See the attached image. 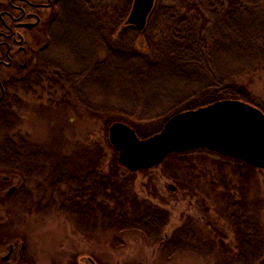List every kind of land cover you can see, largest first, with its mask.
I'll return each instance as SVG.
<instances>
[{
    "label": "trees",
    "instance_id": "16d2710c",
    "mask_svg": "<svg viewBox=\"0 0 264 264\" xmlns=\"http://www.w3.org/2000/svg\"><path fill=\"white\" fill-rule=\"evenodd\" d=\"M164 1L154 0L144 28L137 30L126 24L132 0H60L55 15L36 29L40 45L32 51L29 68L14 78L12 85L23 94L51 92L46 95L53 99L56 95L61 109L73 100L91 118L104 119L107 126L126 124L139 139L159 132L177 113L221 100L241 101L264 114V106L254 104L238 84L246 76L264 74V0H198L202 8L184 0L179 5ZM115 33L119 48L112 43ZM138 40L142 49L135 48ZM1 104H6L5 100ZM12 104H18L17 99L13 98ZM5 118L6 111H0L1 128H8ZM150 123L160 128L149 134L140 131V124ZM106 135L108 140V132ZM107 143L113 150L107 173L101 170L104 153L98 143L85 145L72 157L49 162L45 184L50 193L61 196L59 192L66 188L69 194L58 209L80 222L91 220L98 232H136L153 244L181 243L173 234L167 239L161 236L168 215L139 199L131 188L133 176L147 170H126ZM25 149L24 143L4 137L0 141V172L25 178L39 170L37 155L25 153ZM195 152L219 157L234 174L242 167L250 173L264 172L204 149L173 153L153 168ZM28 196L22 186L17 198L26 200ZM232 207L235 212L229 217L238 256L261 255L257 247L264 232L255 216L248 215L241 204ZM257 207L255 204L253 209ZM168 247L164 248L168 256L181 251Z\"/></svg>",
    "mask_w": 264,
    "mask_h": 264
},
{
    "label": "rangeland",
    "instance_id": "374dc122",
    "mask_svg": "<svg viewBox=\"0 0 264 264\" xmlns=\"http://www.w3.org/2000/svg\"><path fill=\"white\" fill-rule=\"evenodd\" d=\"M7 1L0 0V5ZM184 1L187 5H199L198 0ZM164 2L182 4L181 0ZM38 33L34 30L26 34L29 51L38 49ZM112 37L113 46L121 47L116 33ZM135 48H143L140 40L135 43ZM98 51L102 58V49ZM238 84L244 87L254 104L264 106V74L246 76ZM47 93L36 90L23 94L15 88L10 97L17 99L18 104H12L10 110L8 105L5 106L8 128L0 127V141L8 136L18 144L24 143V152L37 155L41 168L25 176L28 198H13L0 211L6 230L25 240L35 264H70L77 252L91 254L100 264L264 263V233L257 247L261 249V255L255 252L242 259L238 256L229 217L235 212L232 204H241L248 215L255 216V222L264 232V172L250 173L242 167L237 171L240 174H234L230 167L222 165V159L209 152L170 158L157 168L137 172L131 180V188L139 199L162 208L168 215V225L161 236L169 238L173 234L189 244V249L173 256L160 251L157 244L146 242L139 233L98 232L92 227L91 220L83 223L63 214L58 206L69 195L68 189L62 188L61 196L50 193L45 184L51 167L49 162L72 157L85 145L98 143L104 153L101 170L107 173L113 150L107 143L109 126L104 119L91 118L73 100L68 101L69 107L61 109L57 107L59 98L55 95L53 99ZM156 124H140L139 129L149 134L160 128ZM21 180L13 176L15 183ZM54 201L56 203L52 204ZM255 204H258L257 210L253 209Z\"/></svg>",
    "mask_w": 264,
    "mask_h": 264
},
{
    "label": "water",
    "instance_id": "95a60500",
    "mask_svg": "<svg viewBox=\"0 0 264 264\" xmlns=\"http://www.w3.org/2000/svg\"><path fill=\"white\" fill-rule=\"evenodd\" d=\"M153 4L154 0H133L126 24L142 30ZM18 37L20 45L23 39ZM108 141L118 162L130 172L158 166L173 153L202 149L264 170V114L241 101L221 100L177 113L159 132L144 139L126 124L116 122L108 128Z\"/></svg>",
    "mask_w": 264,
    "mask_h": 264
},
{
    "label": "flooded vegetation",
    "instance_id": "af4514ba",
    "mask_svg": "<svg viewBox=\"0 0 264 264\" xmlns=\"http://www.w3.org/2000/svg\"><path fill=\"white\" fill-rule=\"evenodd\" d=\"M58 2L60 0H8L5 5H0V111L5 113L6 105H8V110L12 108L13 98L10 95L15 89L12 80L18 77L20 72L26 71L33 60L32 51H29L26 47V37H28L26 34L44 26L58 11ZM36 21L37 24L32 28L22 26L24 24H34ZM18 35L23 39L20 45L17 44L19 41ZM37 45H40V43ZM4 100L6 104H1ZM36 166L41 169L38 163H36ZM13 176L20 177L21 182L15 183ZM25 181L27 180L18 174L0 172V211L4 208L6 202L13 198L18 199L17 195L22 186L28 194L24 184ZM3 221V217L0 215V264H35V259L29 254L25 240L20 236L9 233ZM163 238L167 239L168 236L164 235ZM188 245L184 242H163L156 246L164 252V248L167 246H169L168 248L175 247V249L182 250L189 249ZM70 264H100V262L91 254L77 252Z\"/></svg>",
    "mask_w": 264,
    "mask_h": 264
}]
</instances>
